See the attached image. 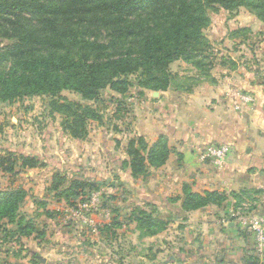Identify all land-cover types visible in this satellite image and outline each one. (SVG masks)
<instances>
[{"label": "rangeland", "instance_id": "374dc122", "mask_svg": "<svg viewBox=\"0 0 264 264\" xmlns=\"http://www.w3.org/2000/svg\"><path fill=\"white\" fill-rule=\"evenodd\" d=\"M178 6L172 0L158 10L140 9L123 19L106 11L71 8L57 19V29L62 28L60 34L67 41L65 51L74 57L104 58L126 51L139 53L146 35L168 25L173 19V9L177 10ZM205 16L208 21L200 29V40L185 39L178 45L182 52L168 66L166 89L141 86L146 76L140 72L128 75V84L120 85L118 91L109 86L100 89L98 98L91 101L83 100L71 89H63L62 96L91 105L101 115L99 120H89L87 135L83 138H73L63 129L61 115L51 110L47 95L0 101V154L10 152L14 157L29 154L39 160L35 167L15 165L12 173L0 168V190L22 188L26 191L12 220L0 217V264H74L79 256L83 261L114 264H149L155 259L173 263V239L177 236L173 232V217L164 229L151 235L136 220L130 219L133 210L144 206L141 201L140 204L133 201L139 198L134 185L147 175L127 182L130 178L125 171L128 170L122 168L121 161L126 158L129 128L133 122L137 127L140 125L138 117L141 123L146 120L149 124L153 119V123L168 124L176 86H181L185 95L191 92L196 96L208 84L226 88L235 85L239 78L245 84L249 77L256 84L259 102L264 101V20L248 6L227 8L219 0L212 2ZM14 21L22 23L20 18ZM29 21L51 35L50 25H40L34 18ZM4 33L0 30V51L16 42L10 36L14 32L9 30L7 36ZM96 42H107L109 46L97 52L88 46ZM48 50V45L40 46L22 55L20 60L46 54ZM187 55L191 57L186 58ZM13 64L19 66V61L7 60L0 65V71ZM247 91L243 89L234 93L235 96L230 94L225 103L233 106L231 101L236 99L251 103L252 96ZM156 93L163 95L160 101L155 99ZM163 135L171 149L167 166L180 165L183 159L173 140L168 134ZM56 172L64 174L67 181L80 179L101 185L93 186L95 189L86 187L84 194L67 202L50 189ZM156 175L163 174H155L158 183ZM66 184L62 183L61 187ZM169 205L172 208L173 204L166 202ZM143 209L157 215L153 207ZM81 235H86L84 243L78 238ZM74 247L86 251L78 253Z\"/></svg>", "mask_w": 264, "mask_h": 264}, {"label": "trees", "instance_id": "16d2710c", "mask_svg": "<svg viewBox=\"0 0 264 264\" xmlns=\"http://www.w3.org/2000/svg\"><path fill=\"white\" fill-rule=\"evenodd\" d=\"M58 1V4L54 3ZM172 0H0V30L5 36L8 31L14 32L16 42L4 51H0V65L7 60H18L19 66L13 64L0 71V101L13 102L25 96L47 95L52 111H57L62 118L63 129L73 138H83L87 135L89 120H99L98 109L88 104L69 100L62 96L63 89H71L80 94L85 101L98 98L99 90L109 86L119 90L120 85H127L128 75L140 72L146 79L141 86L153 90L166 89L168 82V66L182 52L178 48L184 40H200V29L208 21L205 11L215 0H173L179 4L173 9V19L161 31L146 35L143 48L139 53L126 51L114 57L89 58L74 57L65 51L66 40L61 36L62 28H58V18L71 8L83 10L110 12L120 16L144 10H158ZM224 7L235 8L248 6L256 15L264 20V0H219ZM23 17L27 19L23 20ZM20 18L22 23L14 20ZM34 18L40 25H50L51 35L43 33L39 27L31 24ZM139 35V32H137ZM88 43V42H87ZM49 46L48 53L33 55L21 59L22 55ZM89 48L103 52L107 42L89 43ZM191 57L187 55L186 58ZM23 58V57H22ZM161 83V84H159ZM182 89L181 86H176ZM221 144V143H217ZM174 150V148H173ZM171 149L166 144V137L160 134L149 144L142 136L128 138L124 150L126 158L121 161L123 169L129 171L133 178L148 175L149 167L163 165ZM180 156V153H178ZM39 160L34 155L20 154L14 157L10 152L0 154V168L5 172H15L19 168L35 167ZM67 183L61 187L62 183ZM100 186L101 183H87L80 179H70L60 172L53 173L50 189L56 196L67 202L84 194L85 188ZM111 186V185H110ZM95 189V188H93ZM183 208L195 209L209 203H220L225 194L218 191H205L203 194L183 185ZM26 195L22 188L0 190V217L12 218L18 210L20 202ZM136 212V213H135ZM133 221H137L148 235L164 229L168 220L153 215L144 209L132 211Z\"/></svg>", "mask_w": 264, "mask_h": 264}, {"label": "crops", "instance_id": "0c3cea01", "mask_svg": "<svg viewBox=\"0 0 264 264\" xmlns=\"http://www.w3.org/2000/svg\"><path fill=\"white\" fill-rule=\"evenodd\" d=\"M239 79L226 88L208 84L196 96L173 88L168 124L153 123V119L149 124L146 120L141 123L138 117L140 125L133 122L129 128V138L142 136L147 142L168 134L183 159L173 167H168V162L149 167L144 180L134 185L139 198L133 201L155 208L161 219L171 221L173 217L175 223L173 263L155 259L149 264H264V252L260 254L255 248V233L249 226L251 219L264 217V101L259 102L254 81L252 84L248 77L241 84ZM243 89L251 93V103L239 99L231 101L233 106L225 103L230 94ZM156 94L155 99L160 101L163 95ZM207 143L229 145L227 157L220 163L202 162L198 147ZM125 172L130 178L127 182H132L133 177ZM157 172L163 174L156 175L158 183L154 179ZM183 185L201 194L223 192L225 199L185 210ZM166 202L173 204L172 208ZM78 238L84 243L86 235ZM74 251L82 253L86 249L74 247ZM78 258L74 264H114Z\"/></svg>", "mask_w": 264, "mask_h": 264}, {"label": "built area", "instance_id": "2783aa9c", "mask_svg": "<svg viewBox=\"0 0 264 264\" xmlns=\"http://www.w3.org/2000/svg\"><path fill=\"white\" fill-rule=\"evenodd\" d=\"M202 150L199 151V156L203 161H210L212 163H220L226 157L230 151L229 145L225 143L217 144L210 143L202 146ZM250 228L255 233V248L260 254L264 252V217L253 218L249 222Z\"/></svg>", "mask_w": 264, "mask_h": 264}, {"label": "water", "instance_id": "95a60500", "mask_svg": "<svg viewBox=\"0 0 264 264\" xmlns=\"http://www.w3.org/2000/svg\"><path fill=\"white\" fill-rule=\"evenodd\" d=\"M250 264H259L258 261H251Z\"/></svg>", "mask_w": 264, "mask_h": 264}]
</instances>
